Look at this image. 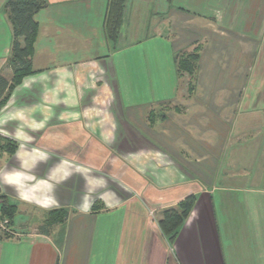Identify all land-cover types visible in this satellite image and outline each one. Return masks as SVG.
I'll return each instance as SVG.
<instances>
[{"label":"crops","instance_id":"0c3cea01","mask_svg":"<svg viewBox=\"0 0 264 264\" xmlns=\"http://www.w3.org/2000/svg\"><path fill=\"white\" fill-rule=\"evenodd\" d=\"M8 1L0 0V77L8 83L0 197L15 209V235L0 237V264H264V187L238 184L232 171L243 167L225 158L234 143L248 144L243 132H264V94L247 93L249 68L237 79L232 62L236 54L253 59L254 34L255 57H264V0H175L200 38L191 91L176 69L180 39L157 22L129 43L120 32L114 43L105 38L109 0H43L30 70L10 88ZM146 6L138 4L139 17L151 18ZM174 12L169 6V24ZM258 140V155L243 161L257 162L253 171L264 177ZM189 196L192 210L170 242L158 225L162 211ZM60 211L63 220L46 226Z\"/></svg>","mask_w":264,"mask_h":264},{"label":"rangeland","instance_id":"374dc122","mask_svg":"<svg viewBox=\"0 0 264 264\" xmlns=\"http://www.w3.org/2000/svg\"><path fill=\"white\" fill-rule=\"evenodd\" d=\"M139 1V2H138ZM194 2L196 3L197 0H194ZM215 2V1H214ZM213 2V3H214ZM148 5L145 7L144 11H146V8L149 7V11L150 13H152L151 18L145 17V16H141L137 14V7L138 4H144ZM216 3V2H215ZM256 3L254 2V9L256 8ZM217 4V3H216ZM236 4V3H235ZM234 2H230L228 4L223 1L222 3L219 2V4H217L216 8H225L228 10H234L236 9L237 5H235ZM248 4V3H247ZM131 5L133 6L131 9ZM259 5V4H258ZM170 7H173V10L175 12H177L178 14H175L174 18H172L171 23L169 24L168 22H166V18L168 16L167 13V9ZM177 7H179L178 2H175L174 5H167L165 3V0H128L126 3V12H125V17L123 19V25L121 28V38L122 41L124 43H129L132 40L136 39L137 37H141V35H151L153 34L155 28L153 23L157 22L158 26H157V30L161 31V33H164V35L166 36H171L170 34L172 33L174 35V38H179L180 40H178L177 42H175V44H177V48H181L179 50V55H186V54H192L198 51V41L200 40L199 36H197V26L195 22L186 24L183 22V15L182 13L177 9ZM260 8V5H259ZM174 12V13H175ZM180 14V15H179ZM261 17H255V18H251V21H255L253 23V29H255V26L258 25L259 19ZM139 19V28L140 32L138 33L136 31L137 29V21ZM145 21H147L149 23L148 29L145 30L143 29V26H145ZM192 21H195L192 20ZM247 27V26H246ZM142 31V32H141ZM153 31V32H152ZM203 30L201 29V32ZM206 33H208V35L212 34L211 33V29L207 28ZM202 36V35H201ZM213 36V34L211 35V37ZM192 38L191 39H189ZM255 34L253 35V39H254V45H256V43L259 40H255ZM199 38V39H198ZM202 38V37H201ZM216 39V38H215ZM182 40V41H181ZM189 42H191L190 46H187V44H189ZM264 42V40H263ZM253 45V54L254 57L251 60L250 58H248V56H244L243 59H241L240 57H237V54L232 56V62L233 65L237 67V79H239L241 77V70L248 67L249 70L246 73V82L247 79L249 80L248 84H244V87H246V91L247 93H250V95H252L253 92L255 91H260V94L263 95L264 94V76L262 78H260V80H258L257 75H259L260 73L264 72V57L262 58L263 54L261 56H259L258 58L255 57V54L257 53V49L256 46L254 47ZM263 48H264V43L262 44ZM237 52H238V43H237ZM236 52V53H237ZM232 54H234V50L231 51ZM258 55V54H257ZM261 58V59H260ZM260 59V60H259ZM257 77V78H256ZM189 81H187V78H184L182 85L184 88L187 87ZM238 82V80H237ZM246 91L243 93L245 94ZM261 99L264 98V95L261 97ZM254 113L257 114V112L254 110ZM241 113H237V122L238 125L237 127H234V122L232 121L230 123L229 129L230 127H232L234 129V137L235 136H239L241 133L239 132V123L241 121ZM232 131V130H230ZM260 130L251 128L246 130L245 132L242 133L241 136H243V138H248V144H239V142L234 143L235 146L234 148L232 147L231 150L226 151V154L224 151H222V155L225 154V158H228L230 160L233 161L234 164H241V166L243 167L242 169H238V170H233V175L237 178H239L237 180V183L240 185H247V186H259V187H264V182L263 184L260 183V180L264 177H258L257 172L253 171L255 168L253 167L254 164H257V162L255 161H243V157L249 156L251 155L252 157H256L258 154L255 153L257 152L258 149V145L257 143L259 142L258 138H261L262 136H264V132L260 133ZM242 138V137H241ZM232 141V139H230ZM223 158V156H222ZM241 158V159H240ZM225 162V160H224ZM252 166L251 168H245L244 166ZM258 163H262L261 161H259ZM237 167L239 168V165H237ZM259 172V170H258ZM257 178H259V180H257ZM262 184V186H261ZM0 207H1V199H0ZM14 231L12 230V226L10 224V222L8 221V219L4 218V219H0V237L1 238H5V237H14Z\"/></svg>","mask_w":264,"mask_h":264},{"label":"trees","instance_id":"16d2710c","mask_svg":"<svg viewBox=\"0 0 264 264\" xmlns=\"http://www.w3.org/2000/svg\"><path fill=\"white\" fill-rule=\"evenodd\" d=\"M126 0H109L108 7L104 18V35L110 42L114 43L118 38L125 8ZM168 4L174 5L175 0H166ZM43 0H9L5 4L6 12L9 16L13 42L11 47L10 65L13 71L10 88L19 82L21 77L30 70L33 47L37 37L38 25L35 21V15L44 7ZM178 10L185 12L184 9L177 7ZM198 51L192 54L180 56L176 55V69L178 75L188 77V88L191 90L195 87V75L198 70ZM8 87V83L0 77V95ZM3 141L0 139V143ZM9 145H7L8 147ZM1 199L0 219L11 220L14 216L15 209L3 198ZM195 198L187 197L178 204L176 208H168L162 211V220L158 223L161 232L172 242L180 227L189 216L194 205ZM66 216L63 211L52 212L50 220L46 226L54 225ZM10 238V237H5Z\"/></svg>","mask_w":264,"mask_h":264}]
</instances>
